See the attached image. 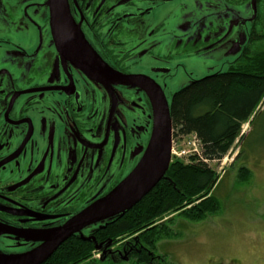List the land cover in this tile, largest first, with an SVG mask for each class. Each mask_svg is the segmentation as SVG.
<instances>
[{
  "label": "flooded vegetation",
  "instance_id": "obj_1",
  "mask_svg": "<svg viewBox=\"0 0 264 264\" xmlns=\"http://www.w3.org/2000/svg\"><path fill=\"white\" fill-rule=\"evenodd\" d=\"M60 5L61 17L53 21L48 0H0L3 255L38 248L40 238L133 171L152 135L158 88L170 107L167 89L189 65L228 57V66H236L264 44V0ZM116 73L138 78L123 84ZM181 212L164 215L146 230L172 229V217ZM117 218L87 226L63 243L77 239L93 248L81 253L80 258L90 255L82 264L158 261L140 241L141 232L115 241L86 240Z\"/></svg>",
  "mask_w": 264,
  "mask_h": 264
},
{
  "label": "trees",
  "instance_id": "obj_2",
  "mask_svg": "<svg viewBox=\"0 0 264 264\" xmlns=\"http://www.w3.org/2000/svg\"><path fill=\"white\" fill-rule=\"evenodd\" d=\"M263 99L264 50L250 52L236 66H229L228 72L191 81L178 89L169 107L172 135L173 138L192 136L199 153L189 156V164L172 159L165 174L170 183L161 180L124 215L98 230L95 241L98 242L97 236L106 242L108 238L115 241L141 232L140 241L154 251L159 242L175 235L171 230L157 227L146 230L164 215L182 210L178 215L182 220L199 222L216 214L219 203L211 192L219 176L206 163L222 160L237 140L241 142L242 126L253 122ZM248 178L249 171L240 169L239 181ZM91 251V246L85 248L77 239L72 243L67 241L43 264H82L90 255L80 258L81 253ZM146 260L133 262L155 264Z\"/></svg>",
  "mask_w": 264,
  "mask_h": 264
},
{
  "label": "rangeland",
  "instance_id": "obj_3",
  "mask_svg": "<svg viewBox=\"0 0 264 264\" xmlns=\"http://www.w3.org/2000/svg\"><path fill=\"white\" fill-rule=\"evenodd\" d=\"M261 50L264 44L255 45L254 51ZM230 60L205 58L189 65L187 73L178 74L167 89L169 101L191 81L228 72ZM255 114L251 124L242 126L241 142L237 140L222 160L206 163L219 176L211 192L219 203V211L199 222L184 221L174 215L170 230L175 235L157 244L154 251L159 262L155 264H264V103ZM172 147L174 159L185 164L191 163L189 156L199 153L192 136L172 138ZM242 168L249 171V178L240 182ZM103 264L134 262L123 259Z\"/></svg>",
  "mask_w": 264,
  "mask_h": 264
},
{
  "label": "water",
  "instance_id": "obj_4",
  "mask_svg": "<svg viewBox=\"0 0 264 264\" xmlns=\"http://www.w3.org/2000/svg\"><path fill=\"white\" fill-rule=\"evenodd\" d=\"M48 2L52 9L51 19L55 21L62 13L60 0H48ZM116 75L117 80L123 84L136 81L138 78L117 73ZM157 90L159 93L154 99L155 117L152 135L142 159L133 171L111 192L78 213L63 227L40 238L43 242L41 246L20 255L0 254V264H43L69 237L79 234L87 226L121 217L165 178L171 162L172 122L169 105L159 88ZM86 240L96 243L94 238ZM94 247L99 249L96 244Z\"/></svg>",
  "mask_w": 264,
  "mask_h": 264
},
{
  "label": "built area",
  "instance_id": "obj_5",
  "mask_svg": "<svg viewBox=\"0 0 264 264\" xmlns=\"http://www.w3.org/2000/svg\"><path fill=\"white\" fill-rule=\"evenodd\" d=\"M171 152H172V155L173 156L176 155L175 152L173 151V148H172V151ZM175 157H180V156H175Z\"/></svg>",
  "mask_w": 264,
  "mask_h": 264
}]
</instances>
